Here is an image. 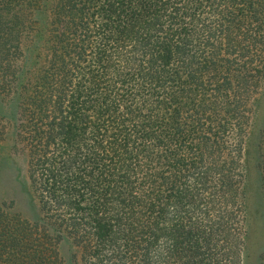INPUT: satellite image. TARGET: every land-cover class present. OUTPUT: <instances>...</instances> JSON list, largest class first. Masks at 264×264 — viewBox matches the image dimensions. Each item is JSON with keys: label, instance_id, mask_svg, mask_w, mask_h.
I'll use <instances>...</instances> for the list:
<instances>
[{"label": "trees", "instance_id": "obj_1", "mask_svg": "<svg viewBox=\"0 0 264 264\" xmlns=\"http://www.w3.org/2000/svg\"><path fill=\"white\" fill-rule=\"evenodd\" d=\"M263 94L264 0H0L38 213L0 203V264H247Z\"/></svg>", "mask_w": 264, "mask_h": 264}, {"label": "rangeland", "instance_id": "obj_2", "mask_svg": "<svg viewBox=\"0 0 264 264\" xmlns=\"http://www.w3.org/2000/svg\"><path fill=\"white\" fill-rule=\"evenodd\" d=\"M0 109V203L8 213L17 212L23 219L34 220L36 200L33 198L27 176L28 157L22 144L15 147L11 119L12 105L4 103ZM253 107V123L248 146L247 216H248V263L264 264V94ZM13 203V207L9 205ZM77 252L72 241L60 246L64 264H78L71 256Z\"/></svg>", "mask_w": 264, "mask_h": 264}]
</instances>
